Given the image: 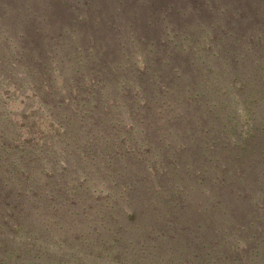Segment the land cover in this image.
<instances>
[{
    "label": "trees",
    "instance_id": "1",
    "mask_svg": "<svg viewBox=\"0 0 264 264\" xmlns=\"http://www.w3.org/2000/svg\"><path fill=\"white\" fill-rule=\"evenodd\" d=\"M79 1L44 0L43 3L47 6L49 13L55 10V6H58L57 3L62 4V7H65L68 11L66 13L67 21H70L65 22L64 25L72 28L74 32L79 31L78 27L84 28L87 33L86 36L81 37L80 34L73 33L72 37L66 43H63L66 39L65 35L63 34L55 39L54 36L59 34V29L48 22L49 17L44 16L41 20V25L36 31H42L47 36L46 40L54 38L51 43L58 40L61 51H57V54L59 55L60 52L61 54L57 57H49L53 55L51 52L48 57L46 55L44 57L41 47L35 44L36 48L39 49L38 56L43 58H39L40 65L32 64L29 61L31 54H25L24 49L13 50L12 57L9 56L8 62H6L9 69L13 68L15 72L18 70V66L16 67L15 63L16 58H18L20 62H26L23 66L28 70V78L33 77L30 80L34 84H37L36 77L38 76H40L39 79L44 80L45 86L48 88L50 95H52V100H50L52 104H49V108L58 114L56 121H54L59 123L57 125V134L60 136V141L68 142L69 147L58 148V146H54L51 141V138H53L51 129L48 132L41 133L39 137H34L32 141L21 139L20 134L15 132V127L12 123L14 116L10 114V111H7L6 103L2 102V95H0V230L2 233L6 229H9L10 232H15L13 239L7 240L6 238L3 242L6 247L2 250L4 254L0 255V264L35 263L31 259L30 254L33 253L32 251L35 247L40 248L38 244L50 238L47 237L49 228L53 232L56 229L62 230L61 232L64 234L77 223L84 229L77 234V238L74 239L72 244L76 245L81 242L79 247L82 249L87 247L93 249L96 246L100 251L112 249L114 256H119V258L127 257L126 253H128L130 264H264V221L258 219L256 211L250 215L253 216L255 213L256 219L248 216L242 222H237L235 216L238 213L235 210L233 211L232 207L235 202L247 195L251 208L258 209L259 206H256L257 203L254 198L264 195L261 189L251 192L243 189L250 182L252 171L251 150L248 144L254 136L261 134L260 125L264 124L260 123L262 119L259 122L255 121V113L257 116L264 118V88L258 91L257 96H254L252 81L247 79L250 84L246 85L248 91L243 97V102L245 103L244 118L243 122H240L239 119L233 120L231 112L226 109V105L223 103L216 104L218 109H209L206 96L202 93L203 84L201 91L192 87L194 80L205 82L206 76L203 75V69L196 65L195 71L186 72L191 68V64L184 63L185 65H182L180 63L188 61L190 58L186 59L169 54L167 55L168 58L163 60L164 54L159 57L160 53L163 52L160 47V52L157 55L158 64L147 65L145 63V74L143 76H140L142 71H138L134 66L131 67L130 64H128L129 69L123 68L113 73V58H118L119 55H122L120 54L121 51L119 52L112 43L108 42L109 39L120 40L122 46H130L133 39L140 40V44L158 41V35L165 30L166 13L171 16L174 15L172 11L175 8L178 9L183 0H89L94 9L90 15L91 17L87 16V18L82 19L77 18L76 8H74V6L78 7L76 3ZM236 1L238 5L243 6H247L250 2V0ZM220 2L227 8L225 0ZM207 3H210L212 7V1L207 0ZM154 4V12L146 10L148 6L151 7ZM195 4L199 6L200 1ZM158 5H160L159 8ZM256 5L258 3L253 4V6ZM262 10L263 8L258 5V11L261 12ZM143 13L146 14V17L140 21V14L142 15ZM199 14L197 11L196 17H199ZM180 15L182 18L187 16ZM94 16H98V18L93 20L92 17ZM5 19L8 20L7 18ZM130 19H132V22L127 25ZM176 19H174L176 23L172 21L173 24L171 25V17H169L167 25L175 27V34H187L188 30L184 21ZM113 22L114 24H112ZM37 23L40 22L38 21ZM133 23H135L134 27L132 26ZM58 24L56 21V25ZM121 25L129 31V39L128 36L126 37L123 33H120L122 30L120 28ZM238 25L239 23H237ZM140 28H145L149 33L142 34L139 31ZM10 31L12 32V29ZM52 32H57L58 34L49 36ZM156 32L157 37H155ZM22 35L26 36L24 31ZM89 38H105L107 43H109V48L105 51L97 52L98 55L94 56L98 69V75L95 76L99 77V80L91 78L90 82L85 86V84L79 85L82 76L79 72L89 62V57H86L85 54L82 57L84 52L83 45ZM107 38L109 39L107 40ZM65 44L67 47H65ZM223 44H225L224 40ZM229 45L232 46L231 43ZM16 46L17 44L15 43L11 48ZM227 46L228 43L225 44V48ZM6 50L9 51L8 49ZM29 51L31 53V50ZM263 53L264 47L260 51L258 44L253 43L252 52L243 55V57H246L243 60V66H251L254 61L252 60L253 54L262 56L261 54ZM175 57L178 58L174 59ZM258 62L262 64L264 58L262 57ZM40 67L45 70L42 71ZM262 68L264 69V65L259 67L260 71ZM147 69L150 71H147ZM55 71L60 74V84L57 81L56 86L53 83V79H56V76H54ZM120 72L122 73L120 74ZM198 76H200V79H196ZM260 79L262 80L260 77L257 82L263 83ZM154 80L157 82V87L159 82H162L163 86L167 87L169 95L162 92L163 96L161 97L166 96L170 104H174L180 110L181 107H187V104L191 103L192 108H200L201 110L199 117L202 120V126H204V122H207L208 117V120L217 127L213 131L215 134L209 133L207 137L203 138L202 145L200 142L195 141L196 148H204L205 144L208 145L210 160L208 158L204 161L207 162V166L202 176L203 178H208L211 186L206 190L201 184H198L197 187L195 185L192 189L190 188V192L198 190L204 193L202 195L203 198L210 196L214 205L221 207L224 215H208L210 221L214 219L215 224H212L213 226H220L225 219L226 221L233 219V222L242 227L240 231L241 238L238 239L243 244L242 248L235 247V243L227 242V240L224 242L222 240L223 244L217 240L219 242L217 246L211 240L209 245L204 246V237H202V240L196 239L195 242V238L189 235L190 230L181 232V235L184 234L187 237L186 240L189 241L186 246L188 250L184 253H178L177 249L174 248V239L169 235L171 233L170 227L176 228L179 223H182L183 226L190 224L184 220L186 217L183 215V218L182 214V218L179 215H177V218L169 215L173 213L170 206L172 204L167 198L166 200H161V193L159 194L158 190L166 189L168 186L174 188L173 184L179 183L183 178H181L180 167H183L187 162H191L189 166L197 168V165H200L201 154L197 156L193 148H191L193 142H189L190 139L193 140L195 138V136L190 134V130L194 128L193 126L187 127L183 125L181 133L174 128V125L179 120L186 119L185 115L189 111H180L173 116L171 110L164 112L162 115L155 113L156 106L161 104L154 103V97L161 89L158 87L159 91L154 93L150 91ZM120 81L136 85L135 97L140 93L145 101L141 104L135 102L134 98L130 101L129 93L133 86L127 89L125 95H119L117 83ZM2 83L0 82V85ZM7 84L9 85V83ZM39 86L41 87V84ZM66 90H68V95L62 97L60 95L61 91L65 92ZM207 93H209L208 90ZM72 94L78 101L70 103ZM80 94H85L82 99ZM95 95L96 98H90ZM123 96L126 97L123 98ZM54 98H57V100H54ZM108 99H110V103H108ZM119 100L125 103V106L127 104L131 114L145 119H142V122H145V128L142 129L144 132L143 139H138L140 141L138 148L135 147L138 141L133 139L131 141L132 137L135 138L133 135L134 130L131 127L127 128L124 134H122L124 128L120 123L114 124V127L112 126L113 128L109 130L107 126L112 122L111 115L100 113L106 108L108 112L114 111L117 114V108H122V104L118 105L117 102L115 103V101ZM194 103H198V105L194 106ZM91 106L96 107L94 113L90 112ZM205 107H208L207 110L209 112H207ZM204 110H206V114L202 115ZM212 110L215 112H212ZM86 114L91 115L92 118L88 120ZM159 117L165 118L166 121L162 125L156 126L154 122ZM30 120L31 118H28L24 122L27 136L36 132L35 122L30 123ZM137 122L136 120L133 126ZM87 124H97V127L104 130L107 129L113 135L122 134L123 137L120 141L108 137L103 142L100 133L94 132L93 129L91 130L93 132L91 135L93 136L96 133L98 135H96L97 139H88L86 133L75 134L79 126L80 128H85ZM205 127L206 125L201 134L207 133ZM239 128H242V131L237 134L236 132ZM228 133L237 137L236 144L241 147L238 154L234 153L233 149L226 147L228 143L221 144L222 138L226 137ZM125 134L126 136H124ZM190 135L192 136L191 138ZM167 140L170 142L166 143ZM127 141L134 147L133 149L124 148ZM218 144L221 146L220 149ZM262 144L264 145V137L260 149L264 148ZM140 146L145 148L142 149L141 155H139ZM204 152H206L205 149L202 154ZM255 152L256 149L252 150V153ZM105 153L108 154L105 155ZM147 153L155 154L157 166L146 170L142 163L149 158ZM193 154L195 157H192ZM87 166L93 170L92 173H89V176L85 177V181H90V177L96 171V176L101 174V179L103 177L111 178V182H113L112 188L110 187L108 191L109 196L105 198L106 202L100 200L102 197L93 200L94 206H97L94 213L86 208L84 202H79L80 200H85V181H78L76 175H78L80 169H84ZM193 175L195 176L194 172ZM258 179L263 182L264 178L259 176ZM159 182H161V185ZM212 183L224 184L222 189L216 190L213 188ZM156 185L159 188L156 189ZM204 190L207 192H204ZM255 192H258L256 193L257 197L254 194ZM118 193L122 194L125 203L132 206L127 212L123 211L119 203L116 202ZM141 194L146 196V204L142 203ZM176 195V191L173 192L172 199ZM221 195L230 197L223 205L219 198ZM157 196L160 200H156ZM158 201L163 202L162 207L164 209L159 210V208L155 207ZM67 203H69L68 206L66 205ZM217 203L218 205H216ZM167 206H169V210L166 209ZM258 211L261 212L259 209ZM141 213L146 215H141ZM211 213L213 214V209L210 210ZM116 215H122L123 218ZM157 215L163 216L158 217ZM113 217L114 220L112 219ZM255 221L257 222L255 223ZM174 222H176L175 226ZM208 224L204 221L205 226ZM150 225L154 228L150 227ZM162 228L164 229L162 230ZM53 235L55 234L51 236ZM143 235H146V242H143ZM22 237L28 239L29 245L23 241ZM12 244L14 246H11ZM199 244H202V247ZM81 255L85 256V253L81 251ZM47 258L50 259V262L52 261V264H60L59 262L62 260L61 258L57 260L56 256L49 257V255Z\"/></svg>",
    "mask_w": 264,
    "mask_h": 264
},
{
    "label": "rangeland",
    "instance_id": "2",
    "mask_svg": "<svg viewBox=\"0 0 264 264\" xmlns=\"http://www.w3.org/2000/svg\"><path fill=\"white\" fill-rule=\"evenodd\" d=\"M43 1L44 0H0V82H3L0 85V95H2V102L4 101V103H6L5 106L7 111H10V114L14 116V118L12 119V123L15 127V132L20 134L21 139H28L29 141H32L34 137H39L41 133L48 132L49 129H51V133H53L51 134V136H53V138H51L52 144L54 146H58V148L64 146L65 148H68V142L64 140L60 141V136L59 134H57V125L59 123H55L54 121H56L58 114L56 111L54 112L49 108V104H52L50 102V100H52V95H50L48 88L45 86L46 84H44V80L39 79L40 76H38L36 77L38 82H36L37 84H34V82L30 80V78L32 79L33 77L28 78V70L23 66L26 62L22 63L18 60V58H16L15 60L16 67L18 66L17 71L14 72L13 68L9 69V67L6 65V62H8V58L12 55L13 50L19 51L20 49H24L25 54H31V58L29 61L34 65H38L39 58H43L41 56H38L39 49L36 48L35 44H38L41 47L44 57L45 55L48 57V54H50L51 52L53 55H50L49 57H57L61 54V52L59 55L57 54V51L61 49V46L60 43H58V40H55L51 43L54 38L57 39L59 36L64 34V37H66V39L63 41V43H66V41L72 37L73 33L80 34L81 37L87 35L84 28L78 27L79 31L74 32L72 28H68L67 25H64L65 22L70 21H67L68 18L66 16V13H68V11L65 9V7H62V4L57 3L58 6H55V10L49 13L47 11V6L44 5ZM198 1H200L199 6L195 4ZM210 1H212V7L210 3H207V0H183V2L181 1L182 4L180 3L178 9L175 8L174 11H172L174 14L172 16L175 17V20H177L176 18H178L179 20L184 21L186 29L188 30L187 34H175V27H169L167 25V21L169 20V17H171L170 24L172 25L173 22H176L170 14L166 13L167 18L164 22L165 30H163V32L158 35V41L155 40L154 42H143L142 44H140V40L137 41L133 39L131 40L130 46H122L120 40L107 38V40L109 39V43H112L113 46L119 50V52L121 51L120 54L122 55H119L118 58L114 56L115 58H113L112 72L114 73L123 68L129 69L128 64H130L131 67L134 66V68L138 69V71H142L140 76H143V74H145V63H147V65L158 64L157 55L160 52V47L162 48L163 52L160 53L159 57L164 54V56L162 57L163 60L167 59V55L169 54L181 56L186 59L190 58L188 59V61H182L180 63H182V65H185L184 63L191 64V68L189 69V71L184 70L186 72L195 71L196 65L199 68L201 67L203 69V75L206 76L205 82L203 83L201 81L194 80L192 87L197 88L201 91L203 84L202 93L204 94V96H206L209 109H218L216 108V104L223 103L226 105V109L231 112V116L233 117L234 121L239 119L240 122H243V114L245 110L243 97H245L246 92L248 91L246 85L250 84L248 83L247 79H250L252 81V92L254 96H257L258 91L264 88V69L262 68L261 71L259 69L261 65H264V62L262 64L258 62L262 57L264 58V53L261 54L262 56H256L255 54H253L252 60L254 61L251 63V66L249 65L247 67H244V64H242L243 60H245L246 58L243 57V55L252 52L253 43L258 44L260 51L263 50L264 0H250L247 6L238 5L236 3V0H225V3H227V8L222 5V2H220L221 0ZM254 3H258V5L263 8V10L261 12L258 11V5L253 6ZM76 4L78 5V7L74 6V8H76L75 12L77 14V18L80 19L90 16L94 9V6L89 3V0H80ZM154 7L155 4L151 7L148 6L146 10H151L152 12H154ZM159 7L160 5H158V8ZM1 11L3 12V14ZM197 11L198 14L201 11L199 17H196ZM180 14L187 16L185 18H182L180 17ZM44 16L49 17L48 22L53 27L59 29V34L57 32H52L49 34V36H52L56 33L58 34L51 40H46L47 36L44 35L42 31H36L41 25V20ZM145 17L146 14H140V21H142V18ZM5 18L10 20L11 22L6 20ZM97 18L98 16L92 17L93 20H96ZM38 21L40 23H37ZM56 21L59 23L58 25H56ZM131 22L132 19L128 21L127 25H130ZM237 23H239L238 26ZM112 24H114V22ZM132 26L134 27L135 23H133ZM120 28L122 29L120 33H123L126 37L130 34L123 25H121ZM11 29L12 32L10 31ZM23 31L25 32L26 36L22 35ZM139 31L142 34L149 33L145 28H140ZM155 37H157V32ZM223 40L225 41V44L228 43L227 48H225ZM15 43L17 44V46L11 48V46ZM109 43H107L105 38H89V40L85 42V44L83 45L84 52L82 54V57H84L85 54L86 57H89V62L79 72L82 74L80 83L78 82L79 85L85 84V86H87L91 78L99 80V77L95 76L98 75V69L97 63L94 60V56L98 55L97 52L107 50L109 48ZM126 43L128 44V42ZM229 43H231L232 46H230ZM65 47H67L66 44ZM6 49H8L9 51H7ZM29 50H31V53ZM235 52L237 54V57ZM176 58L178 57H175L174 59ZM40 68H42V71L45 70L43 67ZM147 71L150 70L147 69ZM121 73L122 72H120V74ZM59 75L60 74L58 71L54 72V76H56V79H53V83H55V86L57 81L60 84ZM260 77L262 78V80H260L263 83L257 82V79ZM196 79H200V76H198ZM127 81L129 82V80ZM7 83H9V85ZM40 84L41 87L39 86ZM152 84L153 86L150 87V91H152L153 93L159 91L158 87H160L161 89V91H159L158 94L154 97V103L161 104L156 106L155 113L157 115H162L164 112L170 110L172 111V116L180 111H189L185 115L186 119L179 120L174 125V128L177 132L181 133L183 125L187 127L193 126L194 128L190 130V134L195 136V138L191 140L190 138L192 136L190 135L189 142H193L191 148H193L195 154L197 156L201 154L200 165H197V168H195L194 166H189L191 162H187L183 167H180L181 178H183L179 181V183L173 184L174 188L168 186L166 189L158 190L159 194L161 193V200H166L167 198V200L172 204L170 206L172 207L171 210L173 211V213L169 215H172L176 218L177 215H179L180 218H182L184 215V217H186V219L184 220L188 224L192 225V227H190V225L183 226L182 223H179V226L176 227L177 229L170 227V232L172 234L169 233V235H171V237H173L174 239V248L177 249L178 253H184L188 250L186 246L189 241L186 240L187 237L184 234L181 235V232L186 230H190L189 235L192 238H195V242L196 239L199 238L200 240H202V237H204V246L209 245V241L211 240H213L215 246L219 244L217 240L221 241L222 244L227 240V242L230 241L232 243H235V247L242 248L243 244L238 240L241 238L240 231L242 227L233 222V219V221H226L225 219V221L221 222V224L223 225L220 224V226H213L212 224H215L213 221L214 219L210 221L208 215H224L221 207H216L211 201L210 196L203 198L202 195H204V193H201L198 190L190 192V188L192 189V187L195 185L197 187L198 184H201V186H203L206 190L211 186L208 178H203L202 176L205 171L204 169L207 166V162L204 161H206V159L208 158L210 160L208 145L205 144L204 148H196L195 141L200 142V144L202 145L203 138L207 137L209 133H214V128L217 127L215 126V124L211 123V121H209L207 117V122H204V126L206 125L205 128L207 130V133L201 134L204 126H202L203 123L201 118L199 117V114L201 112L200 108H192V105H190L191 103H189L187 104L188 109L185 106L184 108L181 107L179 110L175 107L174 104H170V101L167 100L166 96L161 97L163 96L162 92L169 95L167 87L163 86L162 82L158 83V87L156 80H154ZM131 86H133V88H131L129 93L130 101L132 100V98H134L135 102L141 104L145 100L140 95V93H138L137 97H135L137 91L136 85H131L130 83L126 84L124 81H120L119 83H117V92H119V95H125L127 89ZM207 90L209 91V93H207ZM60 95L62 97H64V95H68V90H66L65 92L61 91ZM84 95L85 94H80V98L82 99ZM124 97L126 96H123V98ZM57 98H54V100H57ZM90 98H96V95L94 97L91 96ZM73 99L76 100L73 101ZM76 101H78L77 98L72 94V101H70V103ZM116 102L118 105L122 104L121 109L117 108V114L114 111L108 112L106 108L105 110H102L100 112L109 114L112 117L111 124H107L108 129L110 130V128L114 127V124L120 123L124 128L122 134L126 132L127 128L131 127V129L134 130L133 135L135 136V138L132 137L131 141H138V139H143L144 132L142 131V129L145 128V122H142V119L144 118H141L138 115L131 114L129 112V109L127 108V104L125 106V103H122V101L119 100L115 101V103ZM108 103H110V99H108ZM207 103L205 104L207 105ZM258 104L260 105V103ZM197 105L198 103H194V106ZM208 107H205L206 110ZM95 108L96 107L91 106L90 112L94 113ZM206 110L202 111V115L206 114ZM207 112L209 111L207 110ZM212 112L215 111L212 110ZM86 116L88 120L89 118H92L91 115L89 116L88 114H86ZM28 118H31L30 123L35 122L36 127V132L33 135L30 134V136H27V133L25 134L26 125L24 122H26L25 120ZM261 119L262 121L260 123H264V118L259 117V115L257 116V114L255 113V121L259 122ZM136 120L138 122L135 124V126H133ZM165 121V118L159 117V119H157L154 123L156 126H158L162 125ZM92 129L94 130V132L96 131L100 133L103 142H105L108 137L115 138L117 139V141H120L123 137L122 134L119 133L115 134L117 136L116 137L111 131L109 132V130L107 129L104 130L103 128L97 127V124H87L85 128H80L79 126V129L75 132V134L78 135L80 132V134L86 133L88 139H94L96 138L97 134L95 133V135L92 136ZM209 129L211 130L210 132ZM241 129L242 128H239L236 133L238 134L239 131H242ZM260 130L261 134H257L256 136H254L248 144L249 149L251 150L250 157L252 160V171L250 182L246 187L243 188L247 192H251L257 189H261V191L264 192V179L263 182L258 179L259 176L264 178V148L260 149L264 137V124L260 125ZM124 136H126V134ZM236 141L237 137H235L234 134L228 133L226 137L222 138L221 144L223 145L225 143H228L226 147L233 149L234 153L238 154L241 147L236 144ZM169 142V140L166 141V143ZM139 144L140 141H138V144L135 147L138 148ZM220 147L221 146H219L218 144L219 149ZM124 148L133 149L134 147L131 146L129 141H127V143H125L124 145ZM142 149H145L144 146H140L139 155H141ZM204 149L206 150V152L202 154V151ZM254 149H256V152L252 153V150ZM107 154L108 153H105V155ZM148 156L149 158L144 160V162L142 163V166L146 170L150 167L152 168L157 166V159H155V154L149 153ZM192 157H195L194 154L192 155ZM92 170L88 166L84 169H80L78 175H76L77 180L84 182L85 177L89 176V173H92ZM193 172L195 176L193 175ZM173 175L175 174L173 173ZM101 176V174L96 176V171H94L93 175L90 177V181L84 182L86 191L85 200L79 201L80 203L84 202L86 208L92 210V213L95 212L97 207L94 206L93 200L102 197L100 200L106 202L107 200L105 198L106 196H109L108 191L110 187L112 188L113 186L111 178L108 179L103 177V179H101ZM159 184L161 185V182H159ZM223 184L224 183H212V186L214 189L220 190L222 189ZM155 188L157 189L159 188V186L156 185ZM206 190H204V192H207ZM175 191L177 195L174 199H172V193ZM258 192H255L254 194ZM141 196L142 203L146 204V196L142 194ZM219 198L221 204L223 205L230 197L228 195H221V197ZM254 199L257 203L256 206H259L258 209L261 210V212L258 211V209L251 208L247 195L243 196L241 200H238L233 204V211L235 210L236 213H238L235 216L237 222H242L243 220L247 219L248 216L256 219L255 213V216H250L253 214V212L256 211L258 219L264 221V195H260L259 198ZM254 199L253 202L255 204ZM156 200H160V198L157 196ZM112 201L114 200L112 199ZM116 202L119 203V205L125 212H127L132 207L124 202L123 196L120 193L116 195ZM162 203L163 202L160 201L156 202L155 207L159 208V210L164 209V207H162ZM68 204L69 203H67L66 205L68 206ZM216 205H218V203ZM168 207L169 206L166 207L167 210H169ZM211 209H213V214H210ZM141 215L146 214L141 213ZM116 216L123 218L122 215ZM157 216L160 217L163 215ZM114 217L112 218L113 220ZM204 221L209 224L205 226ZM256 222L257 221H255V223ZM175 225L176 222H174V226ZM150 227L152 226L150 225ZM160 227L162 226L160 225ZM83 229L84 228L78 223L73 225L72 228H70V230H68L64 234H62V230L56 229V231L53 232L49 228L47 237L50 238L44 240L43 243L38 244L40 248L38 249L35 247V249L32 251L33 253L30 254L31 259L33 260V262H35L32 264H52V261L50 262V259L47 258L48 255L49 257L56 256L57 260L61 258L62 260L59 262L60 264H130V260H128V253H126L127 257L124 256L122 258H119V256H114L115 254H113L114 252L112 251V249L107 251H100L97 246L93 249H90L88 247L82 249L81 247H79V244H81V242L76 245L72 244L74 239L77 238V234L80 231H83ZM163 229L164 228H162V230ZM14 234L15 232H10L9 229L3 230V233L0 230V255L4 254V251L2 250L4 247H6L3 244L4 240L6 238L7 240L13 239ZM52 234L55 235L51 236ZM22 238L23 241L27 243V245H29L28 239L25 237ZM143 242H146V235H143ZM202 244L199 245L202 247ZM11 246L14 245L12 244ZM81 251L85 253V256L81 255ZM65 255L67 256L65 257Z\"/></svg>",
    "mask_w": 264,
    "mask_h": 264
}]
</instances>
